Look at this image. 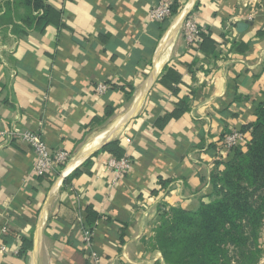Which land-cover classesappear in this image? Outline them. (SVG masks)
Returning <instances> with one entry per match:
<instances>
[{"label": "crops", "instance_id": "0c3cea01", "mask_svg": "<svg viewBox=\"0 0 264 264\" xmlns=\"http://www.w3.org/2000/svg\"><path fill=\"white\" fill-rule=\"evenodd\" d=\"M171 1L162 24L148 20L159 0H43L59 20L40 30L24 0H0V264H166L161 212L208 203L234 153L222 139L250 140L264 103V0ZM187 14L201 46L184 40ZM16 131L67 164L37 177ZM109 143L131 164L116 182ZM258 243L264 264V220Z\"/></svg>", "mask_w": 264, "mask_h": 264}, {"label": "trees", "instance_id": "16d2710c", "mask_svg": "<svg viewBox=\"0 0 264 264\" xmlns=\"http://www.w3.org/2000/svg\"><path fill=\"white\" fill-rule=\"evenodd\" d=\"M24 1L36 14L30 17L35 28L58 24V15L44 8L43 0ZM171 13H176L175 3ZM200 37L201 46L205 36ZM247 130L250 140L245 151H233L224 170L211 178L208 203L193 212H161L154 245L166 264H258L259 231L264 220V103ZM114 146L109 143L103 149L118 160L122 152ZM30 248L25 242L19 255Z\"/></svg>", "mask_w": 264, "mask_h": 264}, {"label": "built area", "instance_id": "2783aa9c", "mask_svg": "<svg viewBox=\"0 0 264 264\" xmlns=\"http://www.w3.org/2000/svg\"><path fill=\"white\" fill-rule=\"evenodd\" d=\"M171 0H159V2L149 11L148 20L153 23H162L172 17L171 13ZM184 40L189 47H196L201 42V30L195 23L190 14L185 15L181 23ZM98 92L102 93L105 90L104 86L98 87ZM15 137L30 147L36 157L35 164L33 166V173L37 177H41L47 174H53L61 166L67 164L69 155L65 151L52 150L43 141V139L37 134L30 131L14 132ZM9 133L2 131L0 136H8ZM249 143L244 133L240 131H233L228 135H225L220 143V148L225 152V156L235 151L239 147H245ZM224 156L222 157V159ZM108 166L113 170L114 180L121 179L130 169V161L127 158L112 159L109 161ZM92 233L83 230L84 244L89 247L91 244ZM3 251L4 247L1 248ZM93 264H99V260L94 254H91Z\"/></svg>", "mask_w": 264, "mask_h": 264}, {"label": "rangeland", "instance_id": "374dc122", "mask_svg": "<svg viewBox=\"0 0 264 264\" xmlns=\"http://www.w3.org/2000/svg\"><path fill=\"white\" fill-rule=\"evenodd\" d=\"M229 160H225V162L223 163V166L225 167V164L228 162Z\"/></svg>", "mask_w": 264, "mask_h": 264}, {"label": "water", "instance_id": "95a60500", "mask_svg": "<svg viewBox=\"0 0 264 264\" xmlns=\"http://www.w3.org/2000/svg\"><path fill=\"white\" fill-rule=\"evenodd\" d=\"M104 144H106V142ZM104 144H102L100 147H102Z\"/></svg>", "mask_w": 264, "mask_h": 264}]
</instances>
